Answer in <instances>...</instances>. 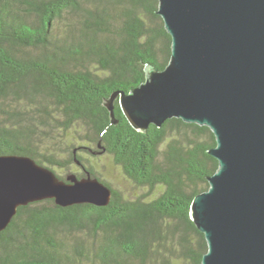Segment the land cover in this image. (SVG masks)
<instances>
[{
	"label": "trees",
	"instance_id": "obj_1",
	"mask_svg": "<svg viewBox=\"0 0 264 264\" xmlns=\"http://www.w3.org/2000/svg\"><path fill=\"white\" fill-rule=\"evenodd\" d=\"M158 0H0V154L79 168L112 189L107 205H21L0 231V264H201L207 241L190 217L218 161L206 125L171 117L134 129L105 98L163 69L171 36ZM108 154L132 190L96 171ZM75 158L79 160L76 163Z\"/></svg>",
	"mask_w": 264,
	"mask_h": 264
},
{
	"label": "water",
	"instance_id": "obj_2",
	"mask_svg": "<svg viewBox=\"0 0 264 264\" xmlns=\"http://www.w3.org/2000/svg\"><path fill=\"white\" fill-rule=\"evenodd\" d=\"M157 13L168 64L147 65L142 83L103 105L116 124L118 99L138 131L171 117L208 126L218 168L190 204L207 241L201 264H264V0H158ZM45 198L104 206L112 189L88 171L61 179L31 156L0 154V231L19 206Z\"/></svg>",
	"mask_w": 264,
	"mask_h": 264
},
{
	"label": "rangeland",
	"instance_id": "obj_3",
	"mask_svg": "<svg viewBox=\"0 0 264 264\" xmlns=\"http://www.w3.org/2000/svg\"><path fill=\"white\" fill-rule=\"evenodd\" d=\"M83 156L89 159V162L94 166L96 171H99L104 178L111 181L112 184L121 190L130 191L132 190L131 184L124 179L120 168L112 163V160L108 154L98 155L91 157L87 153H81ZM55 170L60 174H66L68 171H78L79 168L72 166L69 170L66 168L55 167Z\"/></svg>",
	"mask_w": 264,
	"mask_h": 264
}]
</instances>
